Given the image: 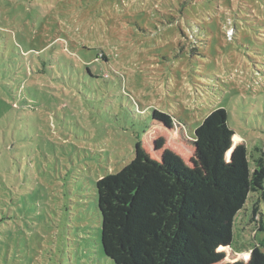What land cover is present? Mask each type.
<instances>
[{
	"label": "rangeland",
	"instance_id": "obj_1",
	"mask_svg": "<svg viewBox=\"0 0 264 264\" xmlns=\"http://www.w3.org/2000/svg\"><path fill=\"white\" fill-rule=\"evenodd\" d=\"M54 51L76 68L32 74L29 60ZM0 55V83L17 73L13 96L0 86L11 103L0 215H12L0 264H115L96 182L131 163L138 143L160 160L156 141L167 142L191 165L190 139L218 108L233 149L264 150V0H0ZM246 208L216 264L248 263L256 247L264 256Z\"/></svg>",
	"mask_w": 264,
	"mask_h": 264
},
{
	"label": "trees",
	"instance_id": "obj_2",
	"mask_svg": "<svg viewBox=\"0 0 264 264\" xmlns=\"http://www.w3.org/2000/svg\"><path fill=\"white\" fill-rule=\"evenodd\" d=\"M60 53L31 58L32 74L45 75L52 63L76 68ZM83 69L95 75L89 65ZM16 76L3 74L0 86L7 96L14 95ZM10 104L0 96L1 123ZM235 135L227 111L218 108L190 139L191 165L162 140L156 141L160 160L138 143L131 163L96 182L105 255L115 264H216L220 248L233 244L237 217L249 200L250 225L264 233V150L256 147L258 154L250 156L242 142L233 149ZM11 219L10 210L2 209L1 234L9 232ZM233 264H264V256L256 247L251 261Z\"/></svg>",
	"mask_w": 264,
	"mask_h": 264
},
{
	"label": "crops",
	"instance_id": "obj_3",
	"mask_svg": "<svg viewBox=\"0 0 264 264\" xmlns=\"http://www.w3.org/2000/svg\"><path fill=\"white\" fill-rule=\"evenodd\" d=\"M164 147H165V148H166V147H169L167 142L164 143Z\"/></svg>",
	"mask_w": 264,
	"mask_h": 264
}]
</instances>
